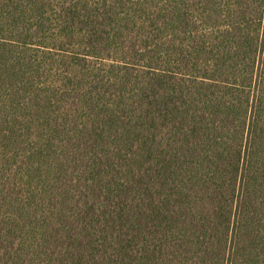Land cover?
<instances>
[{
	"label": "trees",
	"instance_id": "obj_1",
	"mask_svg": "<svg viewBox=\"0 0 264 264\" xmlns=\"http://www.w3.org/2000/svg\"><path fill=\"white\" fill-rule=\"evenodd\" d=\"M0 264H264V0H0Z\"/></svg>",
	"mask_w": 264,
	"mask_h": 264
}]
</instances>
